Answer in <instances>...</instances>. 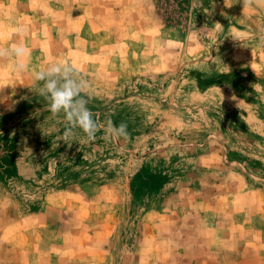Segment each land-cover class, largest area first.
I'll return each mask as SVG.
<instances>
[{
    "label": "rangeland",
    "instance_id": "1",
    "mask_svg": "<svg viewBox=\"0 0 264 264\" xmlns=\"http://www.w3.org/2000/svg\"><path fill=\"white\" fill-rule=\"evenodd\" d=\"M0 25L31 50L24 72L0 59V264H226L264 235V4L0 0ZM54 61L90 86L93 141L39 94Z\"/></svg>",
    "mask_w": 264,
    "mask_h": 264
},
{
    "label": "clouds",
    "instance_id": "2",
    "mask_svg": "<svg viewBox=\"0 0 264 264\" xmlns=\"http://www.w3.org/2000/svg\"><path fill=\"white\" fill-rule=\"evenodd\" d=\"M241 2L244 7L264 4V0H241ZM25 32L23 27H17L13 33H9V39L13 35H24ZM3 40L4 30L0 25V41ZM30 57L31 50L24 42L13 43L10 47L0 44V59L12 58L15 61L13 70L16 72L27 70ZM33 81L39 87V94L47 101L51 115L59 117L63 113L65 121L63 140H72L76 136L77 129L84 134L85 142L95 139L96 133L102 126L94 119V113L88 107L86 89L90 86L74 65L67 61L50 62L45 68L34 72ZM103 127L106 140L130 138L128 125L124 121L117 124L109 118Z\"/></svg>",
    "mask_w": 264,
    "mask_h": 264
},
{
    "label": "crops",
    "instance_id": "3",
    "mask_svg": "<svg viewBox=\"0 0 264 264\" xmlns=\"http://www.w3.org/2000/svg\"><path fill=\"white\" fill-rule=\"evenodd\" d=\"M205 218L206 217L203 215V220L206 223L211 222L209 219H207V218L205 219ZM213 220L214 219H212V221ZM203 226H204V224H203ZM224 226H226V225H223V226L220 225L219 226V224H218V227L215 228V230H217V231L225 230ZM249 226L252 227V229L253 228L255 229V230H253L254 232L250 236H247L246 234H245L246 236L239 234L240 238H238V239L240 241V243H239L240 245L237 246L236 254H235L236 256H238V258L231 260L230 263H226V264H264V257L258 251V249H260L261 247H264V235L261 234L262 225L260 223L257 224L255 222L253 224L252 223L249 224ZM221 227H224V228H221ZM190 231H193V230H190ZM170 232H171V230H170ZM190 235L193 236V234H190ZM200 236H201L200 239L202 240V242L207 241L208 236H206L204 233H200ZM171 239H172V243H174L175 241H176V243H178L177 242L178 239H173L172 236H171ZM190 240L191 239L189 238V240L187 239L185 241L186 243H184V242H182L181 244L178 243L177 247L181 248V245L183 244L185 246V248L188 249V247L191 246V244L189 242ZM245 246L249 247L248 248V254L241 257V251ZM161 258H160V256H156V257L153 256L150 259H146L143 256H139L137 263L138 264H141V263L142 264H161ZM146 260H148V261L146 262ZM173 262L176 264H179V259H176L174 257H169L168 263L172 264ZM185 262H183V263H185ZM94 263L98 264L99 262L94 261ZM219 264H225V262L219 260Z\"/></svg>",
    "mask_w": 264,
    "mask_h": 264
}]
</instances>
